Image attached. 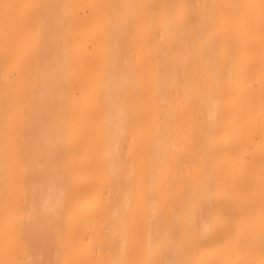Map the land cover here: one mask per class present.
I'll return each instance as SVG.
<instances>
[{"label":"bare ground","instance_id":"1","mask_svg":"<svg viewBox=\"0 0 264 264\" xmlns=\"http://www.w3.org/2000/svg\"><path fill=\"white\" fill-rule=\"evenodd\" d=\"M0 264H264V0H0Z\"/></svg>","mask_w":264,"mask_h":264}]
</instances>
